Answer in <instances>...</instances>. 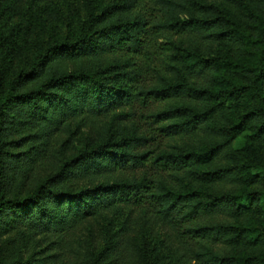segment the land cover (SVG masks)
I'll return each mask as SVG.
<instances>
[{
  "label": "trees",
  "instance_id": "16d2710c",
  "mask_svg": "<svg viewBox=\"0 0 264 264\" xmlns=\"http://www.w3.org/2000/svg\"><path fill=\"white\" fill-rule=\"evenodd\" d=\"M149 1L152 14L114 7L73 39L0 41V264H264V0ZM120 107L152 108L146 129L179 145L156 152ZM84 117L123 127L66 158L58 136ZM147 166L157 176L109 180ZM76 177L95 186L75 192ZM121 205L169 227L178 254L153 260L125 222L98 258L74 247L77 222Z\"/></svg>",
  "mask_w": 264,
  "mask_h": 264
},
{
  "label": "rangeland",
  "instance_id": "374dc122",
  "mask_svg": "<svg viewBox=\"0 0 264 264\" xmlns=\"http://www.w3.org/2000/svg\"><path fill=\"white\" fill-rule=\"evenodd\" d=\"M128 0H0V41L8 42L9 40H15L16 43L22 46L26 51L28 46L25 45L27 36L32 39L41 42H54L64 38L73 39L76 37L85 24L94 16L101 14L109 9L117 8V14L122 11L121 6H127L130 13L135 15L144 14L150 15L151 3L149 0H133L131 4L126 3ZM171 38L170 40H175ZM166 39L162 38L160 42L165 43ZM31 42H29L30 44ZM28 44V45H29ZM27 59L20 62V66L27 67L25 64ZM72 69L73 66L71 65ZM113 94H111L112 96ZM152 108H136L128 110L120 107L119 112L123 114H133L129 123L125 125L129 127L130 124H137L143 131L149 130L157 136L158 146L155 149L156 152L170 151L171 147L178 144V137L173 140H168L159 136L157 127L153 129H146L149 121L146 119V115ZM81 122L70 119L66 122V128L68 134H61L58 136L60 145H65L67 152L66 158H72L77 155L81 150L87 148L92 149L100 143V135L103 131L109 130L112 135L117 134V130L122 129V124L119 122H111L108 118H99L97 122L92 118L84 117ZM216 129H220V125H216ZM127 135V131H124ZM220 139L217 137V140ZM182 143L183 139H180ZM239 145L243 146V140L238 139L233 145L237 148ZM225 154H220L213 162L212 168L216 169L222 165H228L230 162L224 157ZM48 173L47 170L43 171V175ZM145 173L147 176H157V169L153 166H147L144 169H129L123 173H119V170L109 175V180L115 182L125 178L127 176L139 177ZM118 179V180H117ZM68 186L75 192L80 191L83 188H92L95 184L91 183L89 179L85 177H76L75 179L68 180ZM101 183V182H100ZM77 205L85 210H91L92 196L87 197L82 202H77ZM120 211H108L105 214H98L90 216L77 222L76 226L70 231L69 238L73 239L71 243L74 247H77L81 239L86 242L84 254H88L87 251H92L95 258H98L102 249L108 243V236L111 229H108L110 224L114 225V228H119L122 224H127L130 229L131 239L135 242V239H139L140 233L150 241L152 246V259L156 260L162 258L169 262L173 259L179 251V244L175 240L173 231L161 223L156 217H153L142 211V208L132 205H121ZM115 214H117L115 216ZM123 224V225H124ZM109 233V234H108ZM88 249V250H87Z\"/></svg>",
  "mask_w": 264,
  "mask_h": 264
}]
</instances>
